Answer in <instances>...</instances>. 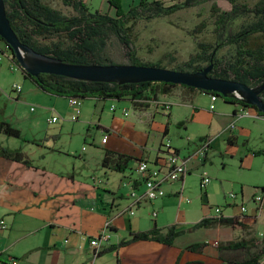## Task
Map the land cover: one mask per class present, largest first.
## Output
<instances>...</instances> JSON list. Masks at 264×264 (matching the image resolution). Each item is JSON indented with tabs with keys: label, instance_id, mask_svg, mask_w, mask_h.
Returning a JSON list of instances; mask_svg holds the SVG:
<instances>
[{
	"label": "crops",
	"instance_id": "crops-1",
	"mask_svg": "<svg viewBox=\"0 0 264 264\" xmlns=\"http://www.w3.org/2000/svg\"><path fill=\"white\" fill-rule=\"evenodd\" d=\"M96 1V5L105 3L107 9L116 13L110 0ZM120 1L123 8L128 10L140 0ZM93 2L95 0H91V4ZM203 92L205 91L200 89L176 86L168 94H149L150 100L143 104L128 98L109 99L110 103L107 102L109 100L86 98L96 100L95 116L100 109L96 124V131L101 134V141L97 144L100 156H97L95 166L88 154L84 153L81 164L68 156L69 151L65 154L62 150L57 152L56 144L60 140L57 139L60 133H55L53 140L50 139L49 143L55 142L54 146L45 145V142L41 144L44 150L36 159L26 154L32 159V166L0 155V264H12L13 259L18 260L17 264H85L87 257L88 264H102L98 257L106 251L116 254V264H220L223 258H247L250 252L255 251L254 248L222 253L219 244L252 237L258 242L264 238V201L257 212L253 195L246 196L243 192L242 202L230 203L232 207L229 214H223L238 217L240 223L235 226L193 229L196 222L205 216L210 217L212 212L207 210L200 220L192 219L193 221L183 211L176 213L175 208L168 213L166 210L177 203L182 188L180 182L165 183L164 189L166 185L169 186L165 190L166 195L154 200H142L135 214L124 211L133 202L130 198L131 191L135 189L141 193L145 190L136 171L138 161L154 160L160 154L158 149L163 138L171 132L169 125L165 133L167 121L171 124L180 114L175 105L193 106V120H203L205 117L194 106L198 93L210 96L208 92ZM155 99L171 101L173 105L169 111L162 110L154 105ZM215 102L216 100H212L206 114L209 116L206 118L210 128L217 112ZM107 103L112 112L104 118V106ZM232 107L233 109L221 110L220 114L229 118L224 127L226 138L232 132L237 142L238 134L235 130H227V126L233 121L237 127L245 116H234L237 106ZM124 109L128 114H124ZM249 109L258 114L257 109ZM84 112L85 109H82L80 115ZM160 115L166 118L165 122L159 120ZM83 122L86 125L91 123L88 120ZM199 139L203 140L205 137L200 134ZM0 146L7 148L3 141H0ZM177 147L175 148L180 152ZM15 148L23 151L22 146ZM107 150L133 157L124 172L102 165ZM209 153L210 147L204 163L208 160ZM191 170L192 168L190 173ZM99 179L102 181L99 182ZM242 203L247 206L246 212H242ZM154 210L158 212L156 217L152 216ZM1 221H4L6 228L2 227ZM107 221L111 222V239L95 254L90 238L98 235ZM154 221L163 230L174 224L177 230L185 232L177 236L172 245L156 240H136L110 250L112 245L130 239L131 231L147 230ZM261 222L263 227L258 229ZM198 231H201L199 237H189L190 232ZM203 242L206 245L202 249H189L192 245ZM261 264H264V258Z\"/></svg>",
	"mask_w": 264,
	"mask_h": 264
},
{
	"label": "rangeland",
	"instance_id": "rangeland-1",
	"mask_svg": "<svg viewBox=\"0 0 264 264\" xmlns=\"http://www.w3.org/2000/svg\"><path fill=\"white\" fill-rule=\"evenodd\" d=\"M163 1L166 5H171L182 3L185 0ZM45 2L65 15L77 14L71 6L65 5L62 0H45ZM86 2L93 11L95 9H101L102 12L110 11L104 6L105 3L96 5V0L93 2L94 4H91V0H86ZM214 2L221 10L232 8V4L227 0H200L194 5L184 6L169 16L140 18L133 28L132 36L140 59L144 62L161 60L162 65L168 68L183 66L190 56L199 51L198 43H213L215 41V17L212 16L211 6ZM238 2L254 5L258 0H238ZM110 13L115 14L114 10ZM255 20L256 16L253 13L241 15L229 23L228 32H236L243 25ZM203 21L207 26L202 31H198L196 28ZM37 41L41 45L57 43L62 44L63 47L71 44L64 34L39 37ZM234 54V45H228L218 50V57L221 58H230ZM105 55L117 63H130L127 47L114 34L108 36ZM204 65L206 63L201 64V66ZM16 84L22 86V91L19 93L13 90ZM198 94L194 106L201 111L205 118L193 120V106L176 104L175 109L179 110L180 114L170 124V134L163 138L164 142L170 141L174 148L177 146L180 148L181 157L189 156L198 148L200 134L211 140L208 160L204 163L202 157H197L190 162L192 170L185 178L183 199L180 200V197H177L174 207L166 210L168 213H171L174 208L176 213L183 211L187 218L191 219L190 221H193L192 219L200 220L207 210H210L213 215L217 206H221L223 214L228 215L232 207L230 203L233 202L229 197L230 193H237L239 196L237 202L240 204L243 192L246 196L252 197L257 189L264 187V154L256 155L254 153V151L264 149V117H243L234 129L238 134L237 142L229 144L224 134V127L229 118L220 114V111L228 108L233 109L232 106H237L235 108L237 109L239 104L226 102L223 97L219 96L215 102L217 105L216 116L210 128L206 118L209 116L206 114L212 100L208 95ZM107 102L110 103V100ZM109 103L104 106V118L112 112L109 109ZM95 105V99H83L84 114L80 115L78 120H72L69 98L52 95L37 85H33L32 81L24 76L11 50L0 61V107H3L5 111L2 118L21 130V138L0 134V141H3L10 150L22 146L23 151L29 157L36 159L44 150L41 144L45 142V145L54 146L55 142L49 143L50 139L53 140L52 136L55 133H60V137L57 138L60 140L56 144L57 152L62 150L65 154L66 151H69L68 156L76 163L81 164L84 153L88 154L91 156L92 165L95 166L97 156L98 158L100 156V147L97 144L101 141L100 131H96L100 109L95 116ZM53 115L59 117L58 122H49ZM91 118L93 120H89ZM159 118L161 122H165V117L160 115ZM187 119L188 123H186ZM85 120L91 123L86 125L83 122ZM27 139L31 142H28ZM202 175H208L210 178L204 189L200 185ZM142 185L145 189V184L142 183ZM180 185L182 186L181 183ZM168 187L166 185L165 190ZM188 198L189 202L186 200ZM138 210L136 209V212ZM140 211L142 212V209ZM262 227L261 222L257 228L261 229ZM189 234V237H199L201 231ZM254 249L256 251L259 248ZM226 251L231 250L220 252ZM86 259L85 264H88L89 259ZM98 259L102 264H116V254L112 251L104 252Z\"/></svg>",
	"mask_w": 264,
	"mask_h": 264
},
{
	"label": "trees",
	"instance_id": "trees-1",
	"mask_svg": "<svg viewBox=\"0 0 264 264\" xmlns=\"http://www.w3.org/2000/svg\"><path fill=\"white\" fill-rule=\"evenodd\" d=\"M4 1L7 16L20 39L24 43L32 46L35 50L46 55L75 64L114 63V61L105 55L108 36L114 34L127 47V55L130 63L165 67L162 65L161 60L157 62H144L140 59L138 49L134 45L132 38L134 26L142 17L169 16L184 6L194 5L200 0H185L182 3H173L171 5H166L163 0H140L128 10L123 8L120 0H110V4L116 8L114 15L100 10H91L84 0H62L65 5L71 6L77 12L76 15L70 16L51 7L45 0ZM227 1L232 4L230 10H221L215 2L211 6L212 16L215 17V41L213 43H198L199 51L196 54L190 56L189 60L184 62L183 66L172 68L198 71L213 64V69L209 73L210 76L233 79L250 86L260 85L264 82V0H258L254 5L238 2V0ZM252 13L256 16L255 21L243 25L236 32H228V25L233 19ZM206 26V22L203 21L196 29L202 31ZM55 34L66 35L71 44L63 47L62 44L57 43L41 45L37 41L39 37H47ZM1 39L4 40L3 38ZM228 45H234L235 54L230 58L218 57V50ZM202 63H206V65L201 66ZM22 71L25 77H28L44 91L68 98L72 96L82 99L96 98L102 101L128 98L134 100L135 103H140L137 100L150 99L149 94L156 95L157 92L168 94L176 86L198 89L171 82L147 81L118 83L88 81L51 73L41 72L33 75L24 70ZM205 92L215 93L220 96L216 91ZM261 96L264 98V90ZM223 98L226 102L238 103L257 109L256 106L232 95ZM4 112V108L0 107V133L9 137L21 138V130L2 118ZM257 113L261 117L264 116V112L257 110ZM169 125L170 122L168 120L165 133H167ZM227 140L229 144L236 143V137L232 132ZM176 150L179 151L178 149ZM254 153L256 155L264 154V149L254 151ZM0 155L23 162L28 166L33 165L32 159L21 149L10 150L0 146ZM132 159L133 157L131 156L113 153L107 150L102 165L112 170L124 172ZM261 189L264 190V187ZM239 223V218L236 216H205L196 222L192 228L235 226ZM184 232V230H177L174 224L163 230L154 221L152 227L147 230L131 231L130 239L112 245L110 250H116L120 246L136 240H156L172 245L175 238ZM205 245V242L197 243L189 249L198 250L202 249ZM219 248L220 251L259 248L253 252L249 251V256L243 260L223 258V262L220 264H261V260L264 258V238L258 242H256L254 237L232 240L220 243Z\"/></svg>",
	"mask_w": 264,
	"mask_h": 264
},
{
	"label": "water",
	"instance_id": "water-1",
	"mask_svg": "<svg viewBox=\"0 0 264 264\" xmlns=\"http://www.w3.org/2000/svg\"><path fill=\"white\" fill-rule=\"evenodd\" d=\"M0 36L9 44L20 68L33 75L41 72L63 75L74 79L103 82L161 81L216 91L221 97L229 95L242 99L264 112V82L257 86L233 79L210 76L213 64L198 71L135 63L75 64L46 55L24 43L12 27L4 0H0Z\"/></svg>",
	"mask_w": 264,
	"mask_h": 264
},
{
	"label": "built area",
	"instance_id": "built-area-1",
	"mask_svg": "<svg viewBox=\"0 0 264 264\" xmlns=\"http://www.w3.org/2000/svg\"><path fill=\"white\" fill-rule=\"evenodd\" d=\"M86 1V0H84ZM0 36V61L3 60L4 57L7 56L9 50H11L8 43L1 39ZM16 92L22 91V86L20 84H16L13 88ZM211 99L213 101L219 98V95L215 93H209ZM147 100H137L141 104L149 101ZM154 105L156 107L161 108L162 110L169 111L173 105L171 101L165 100H154ZM69 104L72 110L71 119L78 120L80 114L82 112V104L83 99L80 97H69ZM113 105V109H114ZM213 107V106H212ZM124 114H128L127 110L124 109ZM234 116H259L255 112H252L249 107H246L242 104H239V108L234 111ZM59 121V117L57 115H53L50 117V123H56ZM236 128L235 122H230L227 126V130H234ZM107 138V135L105 136ZM211 145V140L209 138H205L200 140L198 144V148L189 156L181 157L180 152L177 151L170 141L162 142L161 146L158 149V153H160L156 159L147 160L141 159L138 161V165L136 171L139 173L143 183L145 184V190L139 193L135 189H133L130 193V197L133 202L125 208L124 211L129 212L131 215L135 214L136 208L141 204L142 200H154L159 197H163L166 195V191L163 187L165 183L172 182H180L182 184V188L179 191L180 200L183 199V189H184V181L185 178L190 173V162H192L197 157H202L205 159L209 147ZM96 179V178H94ZM101 182L102 180H98ZM210 181L208 175H202L200 180L201 188L204 189L207 186V183ZM229 197L233 200V202L237 201L239 197L237 193H230ZM253 201L256 203L257 212L260 210L262 202L264 201V190L257 189L253 194ZM189 202V199H186ZM242 212L247 211V206L245 204H241ZM158 212L154 210L152 212V216L156 217ZM223 215V209L221 206H217L214 209V214L210 217H220ZM2 227L6 228V224L4 221H1ZM111 222L107 221L105 224V228L95 237L90 238V243L94 247L95 254H98L103 246V244L109 242L111 239L112 233L110 231ZM18 260L13 259L12 264H17Z\"/></svg>",
	"mask_w": 264,
	"mask_h": 264
}]
</instances>
